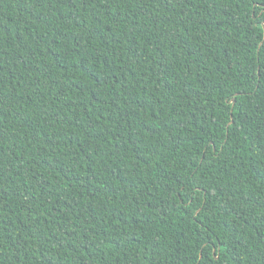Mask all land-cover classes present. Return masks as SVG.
<instances>
[{"label": "trees", "instance_id": "obj_1", "mask_svg": "<svg viewBox=\"0 0 264 264\" xmlns=\"http://www.w3.org/2000/svg\"><path fill=\"white\" fill-rule=\"evenodd\" d=\"M0 264H264V0H0Z\"/></svg>", "mask_w": 264, "mask_h": 264}, {"label": "water", "instance_id": "obj_2", "mask_svg": "<svg viewBox=\"0 0 264 264\" xmlns=\"http://www.w3.org/2000/svg\"><path fill=\"white\" fill-rule=\"evenodd\" d=\"M234 101V100H233Z\"/></svg>", "mask_w": 264, "mask_h": 264}]
</instances>
